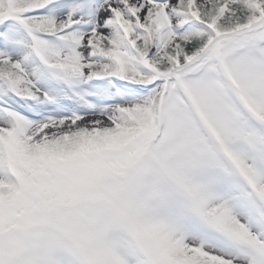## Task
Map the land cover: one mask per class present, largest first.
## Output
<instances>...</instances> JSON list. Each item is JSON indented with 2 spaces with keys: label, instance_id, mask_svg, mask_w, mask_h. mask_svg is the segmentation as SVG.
Instances as JSON below:
<instances>
[{
  "label": "snow or ice",
  "instance_id": "obj_1",
  "mask_svg": "<svg viewBox=\"0 0 264 264\" xmlns=\"http://www.w3.org/2000/svg\"><path fill=\"white\" fill-rule=\"evenodd\" d=\"M0 264H264V0H0Z\"/></svg>",
  "mask_w": 264,
  "mask_h": 264
}]
</instances>
